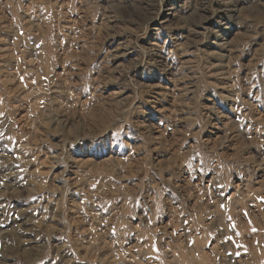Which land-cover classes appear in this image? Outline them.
<instances>
[{
  "label": "rangeland",
  "instance_id": "obj_1",
  "mask_svg": "<svg viewBox=\"0 0 264 264\" xmlns=\"http://www.w3.org/2000/svg\"><path fill=\"white\" fill-rule=\"evenodd\" d=\"M0 181V264H264V0H0Z\"/></svg>",
  "mask_w": 264,
  "mask_h": 264
},
{
  "label": "snow or ice",
  "instance_id": "obj_2",
  "mask_svg": "<svg viewBox=\"0 0 264 264\" xmlns=\"http://www.w3.org/2000/svg\"><path fill=\"white\" fill-rule=\"evenodd\" d=\"M0 183H2V181H0ZM93 187H95V185H93ZM221 207H224V205H221ZM245 215H247V213H245ZM229 219H231V217H229ZM233 227H235V225L233 224ZM252 231L253 232H255L256 231V229L255 228H253L252 229ZM237 234H239V233H237ZM228 239H232L231 237H227L226 238V240H228ZM192 243H194V241H192Z\"/></svg>",
  "mask_w": 264,
  "mask_h": 264
}]
</instances>
